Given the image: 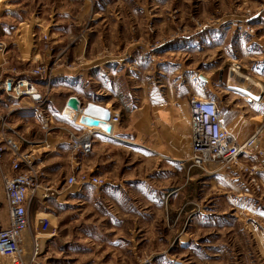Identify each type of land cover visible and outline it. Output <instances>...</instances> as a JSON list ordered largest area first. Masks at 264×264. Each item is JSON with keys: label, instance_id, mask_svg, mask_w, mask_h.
<instances>
[{"label": "rangeland", "instance_id": "374dc122", "mask_svg": "<svg viewBox=\"0 0 264 264\" xmlns=\"http://www.w3.org/2000/svg\"><path fill=\"white\" fill-rule=\"evenodd\" d=\"M57 4L0 0L4 67L24 76L48 63L46 104L62 105L69 93L82 106L91 101L108 108L117 121L116 137L92 132V150L81 154L68 143L81 129L59 115L47 133H40L31 108L6 116L36 155L32 171L41 197H31L28 213L31 223L36 211L50 221L45 238L55 243L48 258L60 254L65 264H264L259 155L193 164L187 125L191 100L210 98L239 142L253 140L255 150L264 151V0ZM117 13L122 17L115 22ZM229 77L249 92L226 86ZM42 78L36 80L45 85ZM167 123L174 131L170 147L163 146ZM8 166L5 157L0 175ZM72 173L104 181L98 188L63 186ZM42 247L44 256L46 243Z\"/></svg>", "mask_w": 264, "mask_h": 264}, {"label": "built area", "instance_id": "2783aa9c", "mask_svg": "<svg viewBox=\"0 0 264 264\" xmlns=\"http://www.w3.org/2000/svg\"><path fill=\"white\" fill-rule=\"evenodd\" d=\"M4 47L0 32V53L4 52ZM5 64V60L1 59L0 164L5 157H8L9 166L5 171H1L0 175L7 213V223L3 228H0V264H46L42 255V244L45 242L46 235H50V221L46 216H40L34 220V223H31L28 213L31 197L38 199L41 197L39 176L32 171L36 155L32 149L28 150L31 140L16 125L11 126L6 120V116L15 110L31 108L40 133H47L53 130V121L59 117L58 113L62 110L59 111V108L52 110V107L46 104L47 86L51 73L48 63L31 68L24 76H21L14 68L4 67ZM42 77H46L45 85L36 80L43 79ZM64 104L69 106L67 99ZM103 108L107 110L106 107ZM111 115L116 123L117 117ZM190 115L189 158L193 164H214L218 161L220 163L236 162L241 157L247 158L252 156L251 154L257 153L261 160L258 166L264 167V151L255 150L256 145H254L255 153L253 151L247 153L244 145L254 143L253 140L237 143L236 137L224 126V113L214 100L193 98ZM80 129L85 131L84 135L82 133L79 138L71 137L68 143L71 150L87 154L93 147L91 134L98 129H92L89 132L85 128ZM255 169H257L256 165L249 168L248 173L252 174ZM103 181L99 176L90 177L72 173L65 177L63 185L72 187L88 184L98 188L103 184ZM26 245H28V249H26Z\"/></svg>", "mask_w": 264, "mask_h": 264}, {"label": "bare ground", "instance_id": "6f19581e", "mask_svg": "<svg viewBox=\"0 0 264 264\" xmlns=\"http://www.w3.org/2000/svg\"><path fill=\"white\" fill-rule=\"evenodd\" d=\"M4 59H6V58H4ZM49 82H50V80H49ZM227 84L228 85H237V86H239L241 88V90H243L245 92L246 91L249 92L247 90V88L245 86H243L242 84L238 85L233 78L229 77L228 80H227ZM16 102H17V100H16ZM61 110H62V112L58 113V115L60 117L64 118L73 127H78L79 129L80 128H85V130H88V132H89V130H92V129H96V130L98 129L95 132H97L99 134H103L104 135V132H105V135H107V136H115V133L113 131V127H114L115 121H114V119H113V117L111 115L112 112H109V117H106V112H104V111H106V109H104L100 104H97V103H94V102L90 101V102L87 103V107H86V106H82L81 102L79 101L78 107L77 108H73L71 106H65V104L62 103V105L59 107V111H61ZM107 110L110 111L108 108H107ZM93 118H95V119L101 118V120H103L101 122L109 123L111 125L110 131L107 132L102 127H100L98 125L90 124L88 122V120L93 119ZM239 119H240V117H239ZM190 125H191V115L189 114V129H190ZM100 130H102L104 132H102ZM80 131H81V134L83 133V135H84L85 131H82V130H80ZM185 137L186 136H184V138ZM91 140L94 141V138H92ZM238 142L239 141L237 140V143ZM238 144H240V143H238ZM254 145H255V142L254 143L253 142L246 143L244 145L245 151L247 153H251L253 151L254 147H255ZM189 151H190V148H189ZM38 200H40V199H38ZM26 249H28V245H26Z\"/></svg>", "mask_w": 264, "mask_h": 264}, {"label": "crops", "instance_id": "0c3cea01", "mask_svg": "<svg viewBox=\"0 0 264 264\" xmlns=\"http://www.w3.org/2000/svg\"><path fill=\"white\" fill-rule=\"evenodd\" d=\"M64 1V2H63ZM60 2H61V4H57V6H62L63 8L64 7H66L67 5H65V0H60ZM114 3V2H113ZM112 3V4H113ZM115 3H118V1H116ZM68 6L69 7H72V6H74V5H70V2L68 1ZM67 6V7H68ZM77 12H78V17H77V19L79 20L80 19V17H81V12H80V8L78 7V9H77ZM107 16H105V18H106ZM112 17H114V15H112ZM121 17H122V14L120 13V14H116V17H114V19H115V22H117L116 21V19L117 20H121ZM56 74L57 75H69L70 74V72L68 71V70H59V71H57L56 72ZM225 85L227 86L228 84L225 82ZM68 96H70V94L69 93H66L65 94V98H67ZM60 106H61V104H59ZM58 105V106H59ZM58 106L57 105H52L51 107H52V110H54V109H57L58 108ZM187 120H188V122H187V125H189V113H187ZM164 122V121H163ZM169 124V125H168ZM167 128H168V130H167V132H168V134H167V136L165 135V145H163L164 147H167L166 145H168L169 147H170V141H169V138H170V134L171 133H174V131H172L171 129H172V126H170V123H167ZM114 131V130H113ZM169 135V136H168ZM105 136V135H104ZM111 137H116V134H115V136H111ZM96 140H97V138H96ZM161 145V144H160ZM160 145H154L155 147H159ZM26 148H27V146H25ZM28 147L29 148H33V146L32 145H28ZM55 148H57V149H59V148H62V146L59 144H56L55 146H54ZM69 147V146H68ZM69 149H70V147H69ZM68 176V175H67ZM122 177V176H121ZM116 184V183H115ZM64 186V185H63ZM72 190V189H71ZM73 191V190H72ZM71 191V194H74L73 195V197L74 196H76L75 195V191H73L72 192ZM5 198H4V191H3V186H2V183H1V181H0V228H3L5 225H6V223H7V213H6V208H5ZM43 212H39V211H36V215H35V220H36V218H38V217H40V214H42ZM45 214V213H44ZM48 215H51L52 217H57V215L56 214H54V210H50L48 213H47ZM55 241V239H53V240H50V241H48L47 242V239H45V242L44 243H46V252H45V254H44V258H45V262H46V264H65L66 262L64 261L65 260V257H61L60 256V254H57V255H53V256H51V257H49L48 258V252L50 251V248H51V246H53L54 245V242ZM63 243V242H62ZM48 255V256H47Z\"/></svg>", "mask_w": 264, "mask_h": 264}, {"label": "water", "instance_id": "95a60500", "mask_svg": "<svg viewBox=\"0 0 264 264\" xmlns=\"http://www.w3.org/2000/svg\"><path fill=\"white\" fill-rule=\"evenodd\" d=\"M67 103H68L69 106H71L73 108H77L79 101H78V98L76 96L70 95L67 98ZM104 112H106V117H109L108 111L106 110ZM101 121H103V120H101V118H99V119L93 118V119L88 120V122L90 124L98 125V126L102 127L107 132L110 131L111 125L109 123H104V122H101Z\"/></svg>", "mask_w": 264, "mask_h": 264}]
</instances>
